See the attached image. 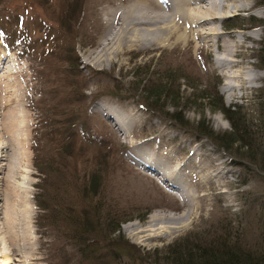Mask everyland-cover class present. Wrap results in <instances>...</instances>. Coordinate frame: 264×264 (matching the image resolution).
Masks as SVG:
<instances>
[{"label":"rangeland","instance_id":"1","mask_svg":"<svg viewBox=\"0 0 264 264\" xmlns=\"http://www.w3.org/2000/svg\"><path fill=\"white\" fill-rule=\"evenodd\" d=\"M232 1L240 4L244 0ZM247 2L251 4L247 11L236 13L229 7L214 27L217 32L247 38L236 49L238 55L233 60L239 67L235 70L251 71L257 79L232 95L224 94L222 89L225 84H235V80L225 77L214 64V59L223 56L221 49L199 46L197 41L194 47H161L153 43L151 47L120 53L109 64H88L84 57L96 50L107 29L105 14L117 7L116 1L0 2V56L6 63L0 78L6 76L9 80V94L2 95L9 103L0 111V135L2 123L12 114L29 117V173H21L18 181L11 182L14 186L22 183L30 196L36 258L31 264H77L75 247L67 239L72 233L64 220L68 204L73 211L87 207L89 221L100 223L104 231L114 215L121 218L118 232L109 234L112 239L122 236L124 248L130 247L121 249L125 255L120 256L121 264H154L152 261L161 260L170 245L187 236L204 240L214 233L234 234L237 229L241 245L264 248V171L258 155L253 148L246 153L242 143L222 148L218 141L199 131L202 124L215 137L231 132L229 122L216 110L217 94L225 108L236 105L253 124V131L264 134V71L257 59L264 43V0ZM167 76L175 82H169ZM6 79L0 80L2 86ZM143 79L170 85V96L178 92L179 100L166 97L160 105L169 114L176 109L185 128L167 114L147 110L141 93L144 85L138 86ZM200 95H209L211 100L198 99ZM71 113L77 119L70 124L72 129L67 126L73 121ZM110 115L115 119L132 116L133 128L125 135L119 133L108 119ZM53 129L61 133L55 135ZM1 143L5 141L0 140V146ZM144 145L156 163L163 160L167 166L170 162L182 167L181 190L195 198L181 199L168 183L135 163L136 151ZM2 152L0 147V156ZM12 152L9 160L1 158L0 167L2 163L5 169L17 166L20 150L13 148ZM39 161L56 171L39 173L35 168ZM95 176L99 178L97 194L82 196V190L92 185ZM64 180L67 184L63 189L68 195L63 196L64 202L56 213L63 224L44 227L40 221L44 213L38 209L37 201L42 196L51 204L57 203L54 194L62 195V189L53 186ZM190 205V220L168 236L143 243L125 232L131 224L145 227L154 214L179 218Z\"/></svg>","mask_w":264,"mask_h":264},{"label":"bare ground","instance_id":"2","mask_svg":"<svg viewBox=\"0 0 264 264\" xmlns=\"http://www.w3.org/2000/svg\"><path fill=\"white\" fill-rule=\"evenodd\" d=\"M114 1H116L117 7L105 14L108 30L105 28L106 31L101 35L96 50L84 57L88 64L91 63L97 67L109 64L120 53L129 52L134 48L151 47L153 43L161 47L180 44L194 47L196 44L194 42L197 41L199 46L207 45L216 50L221 49L223 56L214 59V64L223 71L225 77L236 82L235 84H225L222 89L224 94L232 95L235 91L242 90L243 85H249L257 79V76L251 71L235 70L239 67V63L233 60L238 55L236 49L247 38L242 34L217 32L214 28L219 19L224 16L223 12L229 7L236 13L247 11L251 7L247 0L240 4H235L232 0H112V2ZM71 24L73 26V23ZM212 37L215 40H212ZM0 60L2 63L0 64V73H2L6 68L3 55L0 56ZM3 79H6V76L0 78V80ZM8 83L9 80L6 79L5 84L2 82L3 86L0 84V111L9 103L2 96L9 94ZM108 119L114 122L117 131L123 135L129 133L133 128V118L130 115L117 116V119L110 115ZM1 127L0 140L5 143H1L0 146L3 150L0 161L2 157L3 161L9 160L13 148H18L20 153H18V163L16 162L15 168L9 166L8 169H5L3 163L0 167V234L4 233L3 235H5L0 241V244L2 243L0 245V257L2 258L0 264H31L35 262L36 258L33 252L34 240L30 225L32 223L30 196L22 183H16L17 185L14 186V183L11 182V180L13 182L19 180L21 173H26V176L29 173V169H27L30 159L27 152L29 117L24 115L23 118H19L12 114L11 117L5 119ZM145 147L144 145L138 149L139 151H136V157L133 158L135 163L144 167L145 170L150 169L154 176L160 178L159 180L168 183L170 189L177 192L181 199L195 198V195L181 190L179 180L182 167L172 166L170 162L167 163V166L163 160L156 163ZM191 215L192 205L179 218L154 214L150 216L145 227H141L138 223L131 224L125 228V232L136 242L146 243L161 235L168 236L185 226Z\"/></svg>","mask_w":264,"mask_h":264},{"label":"trees","instance_id":"3","mask_svg":"<svg viewBox=\"0 0 264 264\" xmlns=\"http://www.w3.org/2000/svg\"><path fill=\"white\" fill-rule=\"evenodd\" d=\"M0 2H4V0H0ZM259 53L257 58L258 63L261 64V68L264 71V43ZM166 78L169 79V82H175L171 81L168 76ZM143 85L144 87L141 89V93H143L142 100L147 110L154 112L158 111L164 113V115L167 114L175 121L176 125L178 124V126L185 128V122L182 121V117L180 118V113L177 112L176 109H174L172 114H169L168 112H164L160 105L161 101L165 102L167 99L166 97H169L172 101L179 100V96L177 95L178 92L170 96L168 94V87H170V85L165 87L159 80H154L149 83L147 80L143 79L138 86ZM138 88L139 87L135 89L139 91ZM214 97L216 99L215 103H218V109L216 110L218 112L221 111L225 119L229 122L231 132H225L221 136L215 137L213 136L212 130L207 127H202V124L201 128L199 127V131H203L205 137L218 141L220 144L219 146L225 149H231L233 144L237 143H242L241 148L242 150L245 149L246 153L249 151L248 149L253 148L256 152L254 154L258 155L261 168L264 171V134L258 135V133L253 131V124L241 114L240 109H238L236 105L225 108L223 106V99L220 98V96L218 97L217 94H215ZM197 98L205 101L211 100L209 95H200ZM73 113L70 114V118H72L73 121H70L67 125L68 127H71L70 124H73L77 120ZM70 129H72V127ZM69 130L67 133L70 132ZM52 133L59 135L61 131L60 129H53ZM71 135H76V133L72 132ZM35 168L39 173H43V170L46 173L49 172V170H55L51 168V165L50 168L49 166L47 167V164L43 161H39L38 164L36 163ZM93 180L94 182L92 185L88 187L89 190L86 188L82 190V196L97 194L99 178L95 176ZM65 184H67L65 180L62 181L61 184L59 181H56V185L53 186V189L59 188V191L62 189V195L60 194L61 192H55L54 194L53 199L57 203L51 204L48 200L42 198V196L41 200L37 201L38 209L44 213L40 218V221L43 220L42 223L44 227L47 225L53 226L54 224L62 226L63 224L59 222L61 218H59L56 213L59 214L58 208L64 202L63 196L65 194L68 195V192L63 189ZM99 194L97 196H99ZM68 208L67 218L64 217V220H66L68 230L71 231L72 235L67 239L70 240L72 245H74L73 247H75L77 264H121L119 259L120 256H125L124 253H121L125 241H123L120 235L116 239H112L111 236H109L110 233L114 234L118 232L119 224L122 222L121 218H119L118 215H114L105 225L104 231L101 229L100 223L95 221V224H93L89 221L88 216L90 211L87 207L83 208L81 206L73 211L71 208L74 207L68 204ZM61 221L63 222V220ZM238 232L240 231L237 229L234 234L233 232H227L223 236L214 233V235L210 236L211 238L204 240L200 237H195V235L187 236L183 238L182 241H176L170 245L161 260L155 258L152 262H154V264H264V248H260L259 246L258 248H251V246L244 247L240 243L241 235H239ZM193 237L197 240L195 239L188 242V240ZM129 248L124 249L128 250Z\"/></svg>","mask_w":264,"mask_h":264}]
</instances>
